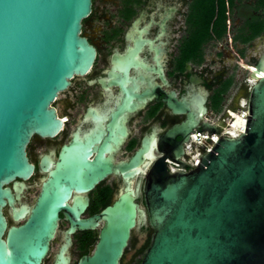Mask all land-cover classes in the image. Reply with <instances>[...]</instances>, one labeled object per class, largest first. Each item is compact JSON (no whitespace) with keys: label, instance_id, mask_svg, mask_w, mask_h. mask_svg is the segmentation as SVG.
Listing matches in <instances>:
<instances>
[{"label":"water","instance_id":"obj_1","mask_svg":"<svg viewBox=\"0 0 264 264\" xmlns=\"http://www.w3.org/2000/svg\"><path fill=\"white\" fill-rule=\"evenodd\" d=\"M90 9L91 0H0V264H42L61 210L80 230L103 220L91 254L77 264H121L131 232L146 220L152 236L139 264H264V35L248 74L244 132L220 136L186 172L155 169L144 184V208L129 191L99 216L79 219L66 204L71 190L91 189L110 166L95 172L84 159L62 154L53 168H42L47 175L28 203L29 139L58 133L50 103L95 59L80 36ZM195 123L190 117L188 128ZM202 130L217 131L208 123Z\"/></svg>","mask_w":264,"mask_h":264},{"label":"flooded vegetation","instance_id":"obj_2","mask_svg":"<svg viewBox=\"0 0 264 264\" xmlns=\"http://www.w3.org/2000/svg\"><path fill=\"white\" fill-rule=\"evenodd\" d=\"M257 1H234L231 32L235 29L239 36H248L246 20L264 19ZM195 4V0H91L80 36L94 47L95 59L84 75L73 76L50 103L61 121L58 133L29 139L25 153L34 170L25 182V195L47 175L42 168H53L60 154L70 162L84 159L95 172L109 164L110 172L91 189L71 190L66 202L79 219L89 220L129 191L144 208V184L155 169L177 173L194 166L199 156L193 159L198 150L192 148L191 135L203 132L206 123L216 132L221 129L222 119L213 118L214 96L231 80L229 70L243 65L237 50L244 49V58L253 59L251 68L257 60L248 54L253 40L243 43L241 39L234 45L236 53L231 46L220 48L221 65L214 70L200 63L201 54L190 56L186 42ZM263 35L264 28L258 36L260 46ZM249 85L246 82L242 97L233 96L236 102L224 108L223 115L245 98ZM190 117L196 120L192 128L187 126ZM139 150L142 155L134 158ZM8 212L3 209L6 219ZM58 216L42 264H55L59 258L77 264L91 254L103 220L94 219V228L80 230L72 225L71 213L61 210ZM70 227L74 230L68 233ZM151 236L147 220L137 224L121 264H139Z\"/></svg>","mask_w":264,"mask_h":264},{"label":"rangeland","instance_id":"obj_3","mask_svg":"<svg viewBox=\"0 0 264 264\" xmlns=\"http://www.w3.org/2000/svg\"><path fill=\"white\" fill-rule=\"evenodd\" d=\"M225 1L226 0H195V2H197L196 4H199L200 7H202V12L200 15H198V17L196 16L197 15L196 13L190 14L189 20L193 21V19L194 20L196 18L199 19V21L197 22V25H195V26L193 25L194 28H192V26H191L190 30H189V34L191 35L190 37L191 38L193 37L194 41L197 39L204 40L205 38H207V36H210V35L214 36L213 31L216 29V27H217V29H216L217 31L221 32L223 30L225 32L227 31V35L229 34V36H225V37H222L220 39L214 38L210 41H204L201 44V48L198 46L199 49L197 48V50H198V52L201 53V56L203 57L201 59L203 62L201 61L200 63L205 64V62H206L207 67L211 68V70H214L218 66L221 65L220 64L221 63V56H220V53L218 52L220 50V48H222L224 50H229L230 46H231V49L233 50V52L236 53V49L234 48L235 43H238L241 37L244 38V41H247L249 38H251V36H253L251 34L248 36H243V33H242L241 37L239 38V35L237 34L235 29L232 30V32H231L230 27L232 26V13H233V6L234 5L231 6L230 8H228L227 10L223 9V12H222L221 9L223 6V2H225ZM234 1H237V0H234ZM234 1H233V4H234ZM261 1L264 2V0H261ZM226 4H228V2H226ZM195 5H194V7H195ZM217 11L218 12L220 11V12L218 13ZM217 18H218V21L216 23H214V19H217ZM243 26L248 27L250 29V32L251 31H253V32L258 31L260 28H262V30H263L264 19L260 20V19L251 17L250 20H246V23ZM240 30H238V31H240ZM230 32H231V34H230ZM200 40H198V41H200ZM187 42H186V46H187V49L190 51L189 55H192L194 50L190 49V46H189L190 43H187ZM253 42H254V47L252 49L248 50V54L252 58L257 59L259 54H260V50H261L260 38L259 37L255 38L253 40ZM191 45H193V44H191ZM245 45H247V44H245ZM237 51H238V53L241 52V55H242L241 59H243L241 63L243 65L232 67L229 70L231 73V85L228 87V89L226 90V92L222 96L220 105H218L217 108L215 110H213V118L214 119H217L219 117L221 119H225V115H223V109L228 107L229 105H234V103L236 101L233 100V98L237 97V96L242 97L241 95H243V93H244V86L246 84L245 80L249 74L248 69L250 68L251 63H253L254 61H253V59L250 60L248 58V56H246L244 58V55H245L244 49L243 50H237ZM200 63H197L198 67H200L199 66ZM215 104L217 105V103H214V105ZM202 144L206 145L207 142L202 143ZM201 147L202 146L197 145V144L192 145L193 149H201ZM36 192H37V188H31L30 190H28V192L26 193V198H27L28 203H31V201L35 197ZM131 264H137V261H134Z\"/></svg>","mask_w":264,"mask_h":264},{"label":"trees","instance_id":"obj_4","mask_svg":"<svg viewBox=\"0 0 264 264\" xmlns=\"http://www.w3.org/2000/svg\"><path fill=\"white\" fill-rule=\"evenodd\" d=\"M233 1L234 0H226L225 2H223V6H222V12H223V9L225 10H227L228 8H230L231 6H233L234 4H233ZM226 2H228V4H226ZM197 3V2H196ZM229 5V6H228ZM257 7L258 8H260V9H264V2H262L261 0H258L257 1ZM201 12H202V7H200V5L199 4H196L195 5V7H194V11H193V13H196L197 15V17H198V15H200L201 14ZM218 12V11H217ZM220 12V11H219ZM218 12V13H219ZM225 12V11H224ZM195 16V17H196ZM214 18V17H213ZM199 21V19L198 18H196L195 20L193 19V21H191V24H190V27L192 26V28H194V26L195 25H197V22ZM211 21V20H210ZM218 21V18L217 19H214V23H216ZM210 23V22H209ZM208 23V24H209ZM194 25V26H193ZM216 25V24H215ZM210 26V25H209ZM208 28V27H207ZM216 29H217V27H216ZM212 30L213 31V34H214V36H212V35H210V36H207V38H205L204 40H200V39H197V40H193V37L191 38L190 36V34H189V36H188V38H187V43H190V49H193L194 51H193V54H192V56H198V57H200V52H198V50H197V48H198V46L200 47L201 46V44L204 42V41H210V40H212V39H214V38H216V39H220V38H222V37H225V36H227V31L225 32V31H217V30ZM261 31H262V28H260L258 31H255V32H253V31H251V35H253V36H251V38H249L247 41H249V40H254L255 38H257L260 34H261ZM215 32V33H214ZM191 39H190V38ZM241 36H239V38H240ZM241 39V41L243 42V43H245V42H247V41H244V38H240ZM198 40H200V41H198ZM198 41V42H197ZM191 44H193V45H191ZM199 49V48H198ZM190 52V51H189ZM191 56V55H190ZM241 52H239L238 53V58L239 59H241ZM231 85V80H227L226 81V83L225 84H223V86H222V88H221V90L220 91H218L217 93H215V96H214V103H217V105L215 104L214 105V108L216 109L217 108V106L218 105H220V103H221V98H222V95L221 94H224L225 92H226V90L228 89V87Z\"/></svg>","mask_w":264,"mask_h":264},{"label":"built area","instance_id":"obj_5","mask_svg":"<svg viewBox=\"0 0 264 264\" xmlns=\"http://www.w3.org/2000/svg\"><path fill=\"white\" fill-rule=\"evenodd\" d=\"M251 70V67L249 68V71ZM251 78L247 77L246 82L248 84L250 83ZM243 101V103L241 102ZM232 113L233 114H237L240 116V118L242 120H244L245 123V119L246 116H248V111H247V102L245 98H241L237 104V106H235V108L233 109H229L227 110V114L225 116V119H222V122H224L226 125L233 123V119H232ZM244 131L240 132L239 134L243 133ZM238 134V135H239ZM220 136H229L228 134L225 133V129H220L218 132H216L215 135H210L208 132L203 131L201 133H193L191 135V139H192V144H197L199 145L200 143H205L207 142L206 145H202V147H204L203 151L200 152L199 157L206 151H209L211 149V147L216 143V140L220 137Z\"/></svg>","mask_w":264,"mask_h":264},{"label":"bare ground","instance_id":"obj_6","mask_svg":"<svg viewBox=\"0 0 264 264\" xmlns=\"http://www.w3.org/2000/svg\"><path fill=\"white\" fill-rule=\"evenodd\" d=\"M252 83H253V79H251V84ZM241 102L243 103V101ZM232 119H233V123L226 125L224 122H220V126L222 129H225L226 134H228L229 136L235 137L244 130V120H242L239 115L233 114V113H232ZM209 134L215 135L216 133H209ZM199 145L202 146L203 144L200 143ZM196 150L198 151L197 152L195 151L196 154L193 159H197L199 156L200 149H196Z\"/></svg>","mask_w":264,"mask_h":264}]
</instances>
